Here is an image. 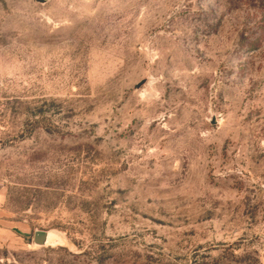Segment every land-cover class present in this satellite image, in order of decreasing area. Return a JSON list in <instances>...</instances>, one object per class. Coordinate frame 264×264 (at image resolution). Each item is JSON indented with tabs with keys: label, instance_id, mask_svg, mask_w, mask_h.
Wrapping results in <instances>:
<instances>
[{
	"label": "rangeland",
	"instance_id": "obj_1",
	"mask_svg": "<svg viewBox=\"0 0 264 264\" xmlns=\"http://www.w3.org/2000/svg\"><path fill=\"white\" fill-rule=\"evenodd\" d=\"M0 264H264V0H0Z\"/></svg>",
	"mask_w": 264,
	"mask_h": 264
},
{
	"label": "water",
	"instance_id": "obj_2",
	"mask_svg": "<svg viewBox=\"0 0 264 264\" xmlns=\"http://www.w3.org/2000/svg\"><path fill=\"white\" fill-rule=\"evenodd\" d=\"M33 243L37 246H56L63 244L61 231L55 228L34 231Z\"/></svg>",
	"mask_w": 264,
	"mask_h": 264
},
{
	"label": "trees",
	"instance_id": "obj_3",
	"mask_svg": "<svg viewBox=\"0 0 264 264\" xmlns=\"http://www.w3.org/2000/svg\"><path fill=\"white\" fill-rule=\"evenodd\" d=\"M263 1V0H262Z\"/></svg>",
	"mask_w": 264,
	"mask_h": 264
}]
</instances>
